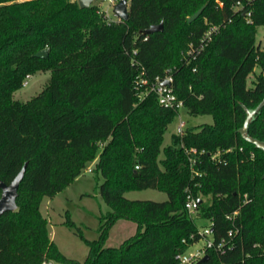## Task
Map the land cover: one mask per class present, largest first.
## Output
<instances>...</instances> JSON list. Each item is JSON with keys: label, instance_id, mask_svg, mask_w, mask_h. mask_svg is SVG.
Wrapping results in <instances>:
<instances>
[{"label": "trees", "instance_id": "trees-1", "mask_svg": "<svg viewBox=\"0 0 264 264\" xmlns=\"http://www.w3.org/2000/svg\"><path fill=\"white\" fill-rule=\"evenodd\" d=\"M158 23L161 30L141 33ZM211 25L209 41L185 56ZM260 26L264 0H128L124 21H106L75 0H0V180L8 184L26 162L16 209L0 214V264H175L174 255L200 238L195 218L209 221L214 243L229 246L209 248L193 264H264V152L238 132L243 106L264 98ZM43 48L46 57H36ZM167 69L186 114L211 122L185 126L161 147L177 110L158 104L153 92L139 98L134 79L140 70L151 81ZM39 71L49 74L43 88L13 99L24 77ZM246 134L264 141V103ZM88 164L110 210L99 217L97 239H83L80 262L57 249L39 204ZM147 188L166 199L123 196ZM187 195L200 199L194 215L184 208ZM118 219L134 222V234L102 246Z\"/></svg>", "mask_w": 264, "mask_h": 264}, {"label": "rangeland", "instance_id": "rangeland-1", "mask_svg": "<svg viewBox=\"0 0 264 264\" xmlns=\"http://www.w3.org/2000/svg\"><path fill=\"white\" fill-rule=\"evenodd\" d=\"M76 1V0H75ZM117 0H92L89 4L97 13H103L106 21H117L112 14V6ZM264 26L257 27L255 39L260 43V49L264 50V40L262 38ZM259 72L257 66L253 73ZM253 74L246 78V86H250ZM49 74L48 71H39L28 77H24L25 85L12 93V98L18 101H25L36 95L44 86ZM179 119L185 122V126L197 125L200 123H210L209 115L188 116L185 109L179 110ZM176 116L173 121L167 125L162 138L161 147L169 143V136L174 133L175 126L179 121ZM161 157V154H159ZM101 178L96 179L91 171V164L81 171V173L68 185L51 197H42L39 204V212L46 220V228L50 239L55 243L57 249L65 257L77 261H83L87 255V246L83 239L94 240L98 237L99 217L104 215L110 209L102 200L98 184ZM123 196L131 200H153L163 201L166 199L165 193L156 189L147 188L141 190H128ZM68 212L74 226L67 227L64 224L65 215ZM197 231H203L208 221L195 218ZM135 223L127 219L116 220L108 229L106 238L103 241L104 247H117L124 239L134 234ZM203 239L190 245L186 249L192 250L200 247ZM51 264H57L50 261Z\"/></svg>", "mask_w": 264, "mask_h": 264}, {"label": "built area", "instance_id": "built-area-1", "mask_svg": "<svg viewBox=\"0 0 264 264\" xmlns=\"http://www.w3.org/2000/svg\"><path fill=\"white\" fill-rule=\"evenodd\" d=\"M248 14L249 13H247L246 15L248 16ZM216 28L217 27L213 25L208 26L207 29H205V31L200 36L198 40V44L195 46L189 44L184 55L193 58L195 54H197L199 50L205 45V43L209 41L211 33H213L216 30ZM143 75H144L143 70H140L137 77L134 79V88L137 90L138 97L142 98L148 92H153L156 95L158 104H160L163 107L173 108L177 110L176 116L179 119V110L181 108L184 109V107L182 105V102L176 98V96L171 90L172 76L170 70L169 69L165 70L161 77H155L151 81H148ZM162 81H166L168 84L161 85ZM25 84L26 81H23L22 85ZM184 127H185V122L179 119V121L175 126L174 134L181 135ZM187 152L194 153L195 149L190 148L187 150ZM251 157H252V153L246 156V158H251ZM189 161L190 164L193 162L192 159H189ZM197 204H198L197 199L193 198L191 195L186 196V200L184 202V208L186 209L188 214L190 215L195 214ZM234 214L235 212H232V215ZM229 217H230L229 215L226 216V218ZM197 233L200 236V238L196 241H193L191 244L188 245V247H190V245L196 243L200 239H203L202 245L192 250L186 249L184 251L177 252L174 255L175 264H193L196 261L200 260L205 254H207L206 253L207 249L212 248L218 251L219 253H223L225 249V245H227V247L229 246L223 240H220L217 243H214L212 241L210 235V229H209V221L207 227L203 231H197ZM231 234H232L231 230H228L227 236H231ZM191 236L192 235H190V237Z\"/></svg>", "mask_w": 264, "mask_h": 264}, {"label": "water", "instance_id": "water-1", "mask_svg": "<svg viewBox=\"0 0 264 264\" xmlns=\"http://www.w3.org/2000/svg\"><path fill=\"white\" fill-rule=\"evenodd\" d=\"M77 5L80 8H86L89 6L90 2L92 0H76ZM127 1L128 0H117L115 4L112 6V14L113 16L120 21H124L127 19ZM203 9V6H201L199 9H197L194 13H192L188 18L187 22H191L194 20L198 15L201 13ZM162 28V24H154L150 25L149 27L142 30V34H149L155 31H159ZM47 48H43L35 53L36 57L39 58H45L47 55ZM168 84L166 81H162L161 85ZM264 103V98L256 105L253 109H247L243 106V110L245 112V118L243 120V123L241 127L238 129V132L243 140L253 144L254 147L259 148L264 152V141L252 138L246 134V127L248 122L251 120L252 116L260 109L262 104ZM26 162L22 164L20 169L17 171V173L14 175L12 180L5 184L0 180V214L6 211H13L16 209L15 204V198H16V190L18 183L20 182L24 170H25ZM200 202V199H197V203ZM207 258V254H205L200 260H204ZM41 264H51V262H44Z\"/></svg>", "mask_w": 264, "mask_h": 264}]
</instances>
